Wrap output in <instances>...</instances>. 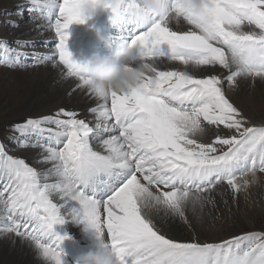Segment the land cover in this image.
Returning a JSON list of instances; mask_svg holds the SVG:
<instances>
[{
    "label": "snow or ice",
    "instance_id": "6c2138e0",
    "mask_svg": "<svg viewBox=\"0 0 264 264\" xmlns=\"http://www.w3.org/2000/svg\"><path fill=\"white\" fill-rule=\"evenodd\" d=\"M82 2L27 0L4 12L44 21L37 28L52 31L55 42L38 52L32 41L0 40V67L58 63L65 79L76 80L69 95L83 91L98 103L88 109L94 124L60 107L8 126L7 139L35 150L34 162L47 167L10 155L0 141V238L26 244L43 264H65L67 236L55 226L70 219L90 229L117 264H264V230L218 242L166 231L176 221L191 230L189 213L201 220L215 195L227 204L229 191L236 202L253 184L249 178L264 173V124H253L226 91L241 78L264 81V0H208L203 24L184 11L185 0H158L159 14L138 0H118L123 23L114 43L133 46L151 66L126 94L93 85L68 49V29L88 19ZM170 14L191 27L174 30ZM155 61L183 69L163 70ZM208 70L213 74H197ZM209 132L214 137L204 142Z\"/></svg>",
    "mask_w": 264,
    "mask_h": 264
},
{
    "label": "bare ground",
    "instance_id": "6f19581e",
    "mask_svg": "<svg viewBox=\"0 0 264 264\" xmlns=\"http://www.w3.org/2000/svg\"><path fill=\"white\" fill-rule=\"evenodd\" d=\"M1 1L5 0H0V2ZM18 2L26 3L27 0H18ZM110 17L111 11L104 10L99 12L96 18L94 16L87 19L84 24H73L70 26L68 32L71 38L67 40V46L75 61L83 64L94 54H110L114 48V38L121 34V29L111 23ZM43 23L44 21L42 20H36L35 23L30 22L27 25L25 24V28L20 30V37H23L22 40L32 41L38 52H50L52 49L49 47L45 48L43 43L44 41L50 42V40H55V36L50 37L49 34H47L48 30L42 31L37 28V24ZM171 26L174 30L178 31H186L191 27L183 20H180L179 24L171 23ZM154 63L158 68L163 70L183 69V66L178 63H171L168 61H155ZM220 71L219 69L215 70L216 73ZM64 72L65 69L63 66L57 63L54 67L51 62L46 65L26 67L24 69L2 67V69H0V78L6 79L8 77L7 79L9 80L4 81L5 83L0 82V84H3V87L0 88V122L15 121L21 118L24 119L27 117L49 114L55 109L64 107L70 110H79L83 117L94 124L95 118L88 112V109L96 106L98 101L89 98L83 91L79 90L69 95V92L76 84V80L65 79ZM205 72L213 74L212 70ZM203 73L204 72H200L197 74L202 75ZM242 85L243 87L240 89L239 93L241 95V102L251 101L252 104L255 97L259 96V94L253 96L256 88L253 93L250 94V92L246 90L248 86L247 79L242 80ZM260 95H264V93ZM33 96H35V99ZM39 100H42L45 104L41 102L43 104L41 108L28 113L27 110L32 108L34 103ZM97 150H99V148H97ZM36 155L37 153L35 152V156ZM257 175L259 181L251 184L247 190L240 192L236 202H233L230 193L229 195H225L223 199L232 200L235 207L240 206L238 209L241 210L247 208L249 204V206L253 207L251 210L258 209L264 212V174L258 173ZM217 200H222V197ZM228 207H231L230 210L232 211L234 209L236 210L232 205ZM258 213L260 212L258 211ZM203 217L205 218L204 222L207 226H214L213 223H211L212 220L207 215ZM198 222L199 220H192V230L200 237L196 231L199 225ZM185 227V225L178 221L173 223L169 228H166V231L173 238L191 239L193 232H191L188 227H186L188 230ZM55 231L61 236H67V239L61 244L65 264H77L78 256L86 254L89 251H94L96 248L97 240L95 236L91 231H86L83 224L66 219L63 225L55 226ZM88 237L92 238L88 239ZM0 264H43V262L36 257L35 252L29 246L21 244L19 240L13 245L10 240L0 238Z\"/></svg>",
    "mask_w": 264,
    "mask_h": 264
},
{
    "label": "rangeland",
    "instance_id": "374dc122",
    "mask_svg": "<svg viewBox=\"0 0 264 264\" xmlns=\"http://www.w3.org/2000/svg\"><path fill=\"white\" fill-rule=\"evenodd\" d=\"M17 2V3H16ZM26 4L25 2H18V0H5L0 2V40H6L9 45L15 46L14 42L17 39L22 40L23 37H20L21 32L20 30L22 28H25V26L30 23L27 12L25 13V16L22 20H20L15 15H5L4 12H12L15 13L17 8V5ZM12 5V6H10ZM110 11V10H108ZM97 15L95 16V18ZM27 18V19H26ZM9 20H19V28H11L6 23V21ZM26 24V25H25ZM19 29V30H18ZM17 32V33H16ZM47 34H49L50 37H54V33L50 30L47 31ZM69 38H71V35L69 34ZM68 38V39H69ZM55 40H50L48 47L52 49L53 43ZM2 69V67H0ZM210 72H204L202 75H206ZM8 78V77H7ZM3 79L0 78L1 83H5L4 81H7L9 79ZM247 79L248 80V86L246 88L247 91L250 92V94L253 93L255 89V99L253 100V103L251 104V101H245L241 102V95L240 89L243 87L242 80ZM3 84H0V88H2ZM240 86V88H239ZM233 89V90H232ZM232 90V91H230ZM227 95L229 96L231 102L239 109H241L244 114L250 119V121L253 124L256 125H262L264 124V95H260L261 93H264V81H261L259 79L252 81L250 78H242L238 80V85L234 88H226ZM38 93V92H36ZM231 93V94H230ZM37 95V94H36ZM239 95V96H238ZM35 99V96H33ZM33 100V99H32ZM39 102V103H38ZM42 100H39L34 103L32 108L27 110L28 113L33 112L43 106L41 103ZM44 103V102H43ZM37 104V105H36ZM45 104V103H44ZM251 104V106H250ZM36 107V108H35ZM35 108V109H34ZM261 117V118H260ZM25 119V118H24ZM23 118L17 119L15 121H8V122H0V141H3V143L7 146V151L9 154L14 157H22L25 158L26 161L32 165L33 167H36L38 169H43L47 167V165L38 164L35 163V150L32 149H26L21 150L16 147L15 144L11 143L8 139V126L20 122L24 120ZM2 127V128H1ZM225 135H230L231 133L228 130H224ZM214 137V132H209L206 137H204V142H209L210 139ZM264 174V173H263ZM230 191L227 192L226 195H229ZM231 195V193H230ZM221 196L219 194L215 195L216 200V206L212 207L209 206L205 209L204 215H207L213 223L214 226H207L204 222V217L199 220L198 222V228L196 229L198 235L200 236L199 239L201 241H220L222 239L228 238L232 235L240 234L242 232L247 231H260L264 230V212L260 210H251L253 207L249 206L245 209H238L240 206H236L232 203V200H227V204L223 202V200H217ZM230 201V202H229ZM232 203V204H229ZM229 205H232L236 210L233 211L230 210L231 207H228ZM242 207V206H241ZM229 208V209H228ZM249 209V210H248ZM241 210V211H240ZM252 211V212H251ZM258 211L260 213H258ZM262 212V213H261ZM226 214V215H225ZM203 215V216H204ZM190 218H192V214L189 213ZM192 220H197L196 218H192ZM178 222V221H176ZM175 222V223H176ZM186 228V227H185ZM194 228V227H193ZM188 230V228H186ZM191 232L193 230L191 229ZM92 237H88V239H91Z\"/></svg>",
    "mask_w": 264,
    "mask_h": 264
},
{
    "label": "clouds",
    "instance_id": "9594fccd",
    "mask_svg": "<svg viewBox=\"0 0 264 264\" xmlns=\"http://www.w3.org/2000/svg\"><path fill=\"white\" fill-rule=\"evenodd\" d=\"M141 8L154 14L160 13L158 0H138ZM119 7L118 0H83L81 14L90 19L104 10L111 11V23L119 28L123 17L115 11ZM208 0H185L184 11L196 23H208L206 9L210 8ZM181 17L169 16L170 23L179 24ZM111 47V46H110ZM86 77L98 88L118 94H126L139 87L151 66L138 58V51L126 43H114V48L108 55L94 54L82 64ZM252 183H257L259 177H250ZM86 231H91L87 229ZM77 264H117L114 254L97 243L94 251H89L77 258Z\"/></svg>",
    "mask_w": 264,
    "mask_h": 264
}]
</instances>
